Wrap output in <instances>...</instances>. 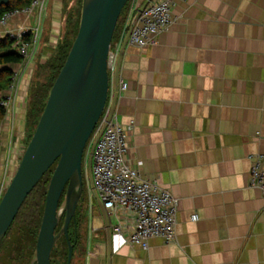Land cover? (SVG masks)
Instances as JSON below:
<instances>
[{
	"label": "crops",
	"instance_id": "0c3cea01",
	"mask_svg": "<svg viewBox=\"0 0 264 264\" xmlns=\"http://www.w3.org/2000/svg\"><path fill=\"white\" fill-rule=\"evenodd\" d=\"M65 1L48 0L33 60L46 61L57 45ZM148 1L132 0L127 24ZM172 17L156 43L126 45L120 81L127 88L115 115L129 128V163L179 199L177 237H153L145 249L113 232L110 264H264V192L249 183L253 160L264 155V0H176ZM31 24L33 16H19L9 27ZM6 29L0 25V37ZM15 70L20 132L9 143L7 128L0 131V183L6 157L18 165L25 147L34 70L24 63ZM89 207L75 261L108 264L104 218L95 199ZM119 217L127 214H109L112 228Z\"/></svg>",
	"mask_w": 264,
	"mask_h": 264
},
{
	"label": "water",
	"instance_id": "95a60500",
	"mask_svg": "<svg viewBox=\"0 0 264 264\" xmlns=\"http://www.w3.org/2000/svg\"><path fill=\"white\" fill-rule=\"evenodd\" d=\"M9 1L0 0V5H7ZM127 2L128 0H83L76 38L52 85L46 106L15 174L0 200L1 243L28 195L50 167L57 163L50 178L31 264H52V252L62 236L68 239L66 264L72 262L74 243L69 239V227L76 219L77 208L84 193L83 165L89 144L88 179L104 218L110 264L113 230L108 212L93 182L92 155L96 143L115 113L122 56L132 29L144 9L141 6L129 24L112 75L109 73V53L119 17ZM110 97L109 114L99 129ZM64 192V202L60 206ZM63 215V225L56 232Z\"/></svg>",
	"mask_w": 264,
	"mask_h": 264
},
{
	"label": "built area",
	"instance_id": "2783aa9c",
	"mask_svg": "<svg viewBox=\"0 0 264 264\" xmlns=\"http://www.w3.org/2000/svg\"><path fill=\"white\" fill-rule=\"evenodd\" d=\"M175 1L149 0L132 29L128 43L140 48L156 43L157 36L167 30L173 22L172 9ZM47 7L48 0H32L28 6L8 11L0 18V25L7 27L2 36L10 35L14 39L13 46L24 58V64L27 66L38 53ZM19 16H33L35 24L9 27ZM27 37L31 39L27 40ZM123 38L124 36L116 42L117 47H111L109 53V73L112 75ZM20 77L19 72L16 71L9 92L16 91L17 94ZM126 88V83L120 81L119 90L125 91ZM12 98V94L6 95L1 101L7 112L11 108ZM110 107L111 104L108 103L100 120L99 129L105 122ZM129 145V128L124 126L114 113L96 143L92 155L93 182L108 215L116 214L118 210H123L127 214V217H119L118 223L112 230L124 235L128 243L138 244L145 249L149 247V240L153 237L174 242L177 237L176 215L179 199L168 188L144 178L139 166L135 167L129 163L127 158ZM9 160L7 158L5 162V173L0 183V199L8 186L6 179ZM249 183L264 192V155L262 154L253 160ZM87 184L89 195L95 199L89 179ZM197 219L198 215L193 214L192 220Z\"/></svg>",
	"mask_w": 264,
	"mask_h": 264
},
{
	"label": "trees",
	"instance_id": "16d2710c",
	"mask_svg": "<svg viewBox=\"0 0 264 264\" xmlns=\"http://www.w3.org/2000/svg\"><path fill=\"white\" fill-rule=\"evenodd\" d=\"M31 1L32 0H10L7 5H0V18L8 11L28 6ZM69 1L71 2L72 0L65 1L67 5L63 17L64 24L58 43L55 47H49L47 49V51H49L48 59L44 63L39 62L37 64L31 79L28 107L26 111V125L29 122L34 130L46 106L52 85L67 59L68 53L79 30L83 0H76L71 7L69 6ZM131 5L132 0H128L119 17L111 47H114V44L118 42L122 36H125L128 30L129 26L126 25V22ZM30 39L31 37H27V40ZM13 43L14 39H12L10 35L0 37V122H2L8 114L7 108L2 105L1 101L6 98V93L9 91L14 81L16 73L15 67L24 63V58L19 51L14 48ZM31 97L32 104L29 108ZM31 136L32 134L27 137L28 141L31 139ZM56 164L57 163L50 167L28 195L15 220L0 243V253L3 249L5 250V248V251H7L10 246L8 253H4H6L7 258L11 260L15 258L16 260L22 261L25 255L26 264H31L34 258L36 243L44 214L48 186ZM64 197L65 192L60 199V206L64 202ZM84 201V196H82L77 208L76 219L71 222L69 227V239L74 243L72 261L81 246L83 232L87 231V226L89 224L88 207L86 203V208H84ZM63 222L64 215L56 228V232L61 229ZM27 245H29L28 249H26ZM52 257L57 258V260L62 257L65 260L64 263L61 264H66L68 257V239L66 236H62L58 240L51 255V263L53 262Z\"/></svg>",
	"mask_w": 264,
	"mask_h": 264
},
{
	"label": "rangeland",
	"instance_id": "374dc122",
	"mask_svg": "<svg viewBox=\"0 0 264 264\" xmlns=\"http://www.w3.org/2000/svg\"><path fill=\"white\" fill-rule=\"evenodd\" d=\"M49 28H51V27H49ZM39 62H42V63L45 62V61H43L42 56H37V59L36 60H33V64L31 62L29 65H30V67H33V70H35L36 69V66H37V64ZM33 73H34V71H33ZM20 80H21V77H20ZM30 87H31V84H29V89H28V93H27L26 111H27V107H28L27 105H28V98H29ZM15 92L14 93L11 92V94L13 95L12 103H11V108L8 111V115L4 119V125L3 126H0V131H2V132H3L4 127L7 128V130L6 129L5 130H6V133H8V141H9V143L12 142V141L15 142V138L18 136V132H20L19 129H18L17 117H16V114L14 113L15 110H16V99H17V96H16ZM14 94H15V96H14ZM31 104H32V97H31V101L29 102V108L31 107ZM22 125L24 126V131L26 132V139H25V142H24V144H25L24 152H25V149H26V147H27V145H28V143L30 141V140L28 141V138L27 137L30 136L31 134L33 135V133L35 131L29 122L26 125V113H25V123L22 124ZM22 125H21V128H22ZM89 146H90V144H89ZM89 146H88V148H87V150L85 152L84 165H83V176H84V185H85L84 186V195H83L85 201L83 202V206H84V208H86V203H87V207H88V209H87L88 211L87 212H88V215L90 216V207L89 206H90L91 203L94 205V199L89 195V188H88V184H87L88 183V177H87V175H88L87 159H88V155H89ZM7 150H8V146H7ZM24 152H22V155L18 158V164H19V162H20V160H21ZM6 156H7V152H6ZM6 160H7V157H6ZM10 165L11 164H10V161H9V165H8L9 172L7 171V179H6V183H8V184H9L10 180L12 179L13 175L15 174V171H16L17 166H18L17 164H12L11 166ZM4 173H5V169H4ZM110 220L113 223L115 222L114 218H111ZM84 234H85V232H84ZM83 237H84V235H83ZM28 248H29V245H27L26 249H28ZM9 249H10V246L7 249V251H5L6 248H5V250L3 249L1 251V253H0V264H26L25 255H24V259L22 261L21 260H16L15 258L13 260H11L10 258H7V255L4 252H7L8 253V250ZM12 258H13V256H12ZM64 260L65 259L62 258V257H61V259H58V260H57V258L52 257L53 264H61V263H64ZM75 260H77V255H76V259L74 258V260L72 261L73 264H76V261ZM19 261H21V262H19Z\"/></svg>",
	"mask_w": 264,
	"mask_h": 264
},
{
	"label": "flooded vegetation",
	"instance_id": "af4514ba",
	"mask_svg": "<svg viewBox=\"0 0 264 264\" xmlns=\"http://www.w3.org/2000/svg\"><path fill=\"white\" fill-rule=\"evenodd\" d=\"M68 258V257H67ZM67 263V262H66ZM72 263V262H71ZM52 264H53V262H52Z\"/></svg>",
	"mask_w": 264,
	"mask_h": 264
}]
</instances>
